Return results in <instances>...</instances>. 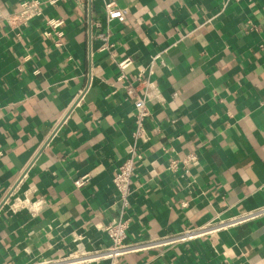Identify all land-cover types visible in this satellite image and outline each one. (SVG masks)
I'll use <instances>...</instances> for the list:
<instances>
[{"label": "crops", "instance_id": "obj_1", "mask_svg": "<svg viewBox=\"0 0 264 264\" xmlns=\"http://www.w3.org/2000/svg\"><path fill=\"white\" fill-rule=\"evenodd\" d=\"M21 1L0 0V264H264V212L174 237L264 206V0H44L14 28ZM109 2L124 11L108 24L112 54L93 26ZM49 17L61 36L45 35ZM125 57L130 75L155 58L163 97L147 104L125 213L124 242L152 243L109 258L132 131L115 79Z\"/></svg>", "mask_w": 264, "mask_h": 264}, {"label": "built area", "instance_id": "obj_2", "mask_svg": "<svg viewBox=\"0 0 264 264\" xmlns=\"http://www.w3.org/2000/svg\"><path fill=\"white\" fill-rule=\"evenodd\" d=\"M44 0H22L19 3L18 9L6 16L9 24L14 28H20L28 24L32 18L41 17L43 14ZM124 19V11L116 6L113 2L106 3L104 5V19L95 20L93 23L96 28V38L100 41L99 49L111 53L112 44L109 41V29L108 24L112 20L122 21ZM49 27V31L45 32V35L54 33L56 36H61L60 26L63 24V19L58 17H49L45 21ZM154 57L146 65L138 66L133 74L126 72L127 68L132 64V60L129 57L115 60L117 67V75L115 79L120 81V87L125 97L130 100L132 104L131 120L132 131L131 141L126 149V156L124 160L116 167L112 184L115 188L117 196L114 203L119 206V214L116 219L108 221L103 229L109 240L108 247L100 252L102 255L109 258H115L123 253L131 250H136L149 243H125V230L128 226V218L125 217V213L129 207V195L132 192L131 178L134 175V169L136 162L142 159V153L137 148L138 141H145L147 139V127L146 119L149 116L148 102L155 100L161 102L163 97L155 82L151 79L154 65ZM196 161L194 153H188L181 158H172L169 160V166L176 168L179 164L186 167ZM88 179V175L79 176L74 179L73 184L76 187L81 186ZM260 212H264V206L257 208L251 212L241 213L237 216H233L227 220H219L214 225H208L204 227H192L186 229L180 233L174 235L181 240L194 237L199 234L209 233L218 228H225L234 224L246 221ZM39 264H48L40 262Z\"/></svg>", "mask_w": 264, "mask_h": 264}]
</instances>
